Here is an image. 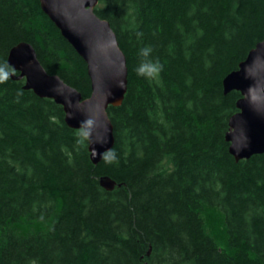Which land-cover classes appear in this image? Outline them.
Returning a JSON list of instances; mask_svg holds the SVG:
<instances>
[{
	"label": "trees",
	"instance_id": "obj_1",
	"mask_svg": "<svg viewBox=\"0 0 264 264\" xmlns=\"http://www.w3.org/2000/svg\"><path fill=\"white\" fill-rule=\"evenodd\" d=\"M95 12L129 70L97 164L85 132L13 78L8 56L31 43L84 98L86 61L40 0H0V264H264V153L231 154L242 95L223 85L264 39V0H99ZM146 63L158 75L138 74Z\"/></svg>",
	"mask_w": 264,
	"mask_h": 264
},
{
	"label": "water",
	"instance_id": "obj_2",
	"mask_svg": "<svg viewBox=\"0 0 264 264\" xmlns=\"http://www.w3.org/2000/svg\"><path fill=\"white\" fill-rule=\"evenodd\" d=\"M43 11L87 63L92 92L82 93L42 65L34 46L20 42L11 48L8 63L12 77L24 79L25 88L40 97L54 99L65 111V121L82 129L97 164L115 145L114 125L108 109L120 106L128 87L127 57L110 22L97 15L99 0H40ZM16 72H19L17 75ZM225 93L240 91L239 109L229 120L226 139L237 161L264 153V39L248 53L239 67L223 81ZM101 184L113 190L116 182L103 177Z\"/></svg>",
	"mask_w": 264,
	"mask_h": 264
},
{
	"label": "clouds",
	"instance_id": "obj_3",
	"mask_svg": "<svg viewBox=\"0 0 264 264\" xmlns=\"http://www.w3.org/2000/svg\"><path fill=\"white\" fill-rule=\"evenodd\" d=\"M144 55H147V52L144 53ZM161 70V66L159 64H151L146 63L142 67H140L137 71L138 74L144 75L147 74L149 77H155L158 75L159 71Z\"/></svg>",
	"mask_w": 264,
	"mask_h": 264
}]
</instances>
